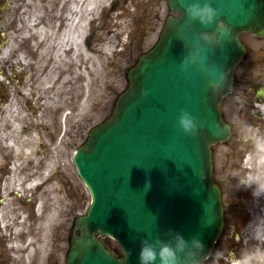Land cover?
I'll list each match as a JSON object with an SVG mask.
<instances>
[{
  "label": "water",
  "instance_id": "water-1",
  "mask_svg": "<svg viewBox=\"0 0 264 264\" xmlns=\"http://www.w3.org/2000/svg\"><path fill=\"white\" fill-rule=\"evenodd\" d=\"M192 2L168 0L178 15L166 17L158 41L129 70V85L111 116L74 153L92 198L87 212L74 220L80 233L72 238L66 264H139L140 240L149 232L182 247L184 264H201L221 230L210 145L230 135L219 104L243 52L238 34L264 32V0H211L222 13L219 19L232 28L223 34L215 23L205 28L188 19L185 7ZM182 62L187 73L179 69ZM225 72L226 80L213 90ZM181 109L205 122L197 135L177 126ZM97 234L114 237L123 255H111ZM177 236L186 243L180 245Z\"/></svg>",
  "mask_w": 264,
  "mask_h": 264
},
{
  "label": "rangeland",
  "instance_id": "rangeland-1",
  "mask_svg": "<svg viewBox=\"0 0 264 264\" xmlns=\"http://www.w3.org/2000/svg\"><path fill=\"white\" fill-rule=\"evenodd\" d=\"M96 1L98 4L92 8L84 22L79 38V45L87 48L90 58L87 61L80 55L75 57L70 79L65 83L61 82L57 94L45 91L42 96L45 103L43 112L40 109L36 111L35 103L33 112L30 110L26 114L29 119L26 118L28 133L25 136L31 142L30 148L42 145V165L47 178L43 192L56 209L51 219L55 221V225L59 223L61 226L63 250L67 247L66 240L74 218L85 214L91 199L87 187L77 174L73 153L86 140L89 130L111 115L118 95L128 86V70L138 55L155 43L165 17L168 14L176 15L168 9L166 0ZM62 2L64 0H23L20 4L23 22L20 25L17 23L19 29L27 28L31 36L37 41L41 40V34L38 33L40 12L41 19H52L55 12L60 10ZM149 6L155 8V11L149 12ZM4 16L0 31H5V35L0 40L5 42L9 38V32L4 26L10 18L9 13L5 12ZM46 33L43 36H47ZM88 33L89 43H86L85 36ZM25 37L23 36V40ZM256 67L262 68L263 65L257 63ZM250 78L251 80L242 82L243 87H239L240 91H237L239 101L234 98L236 87L233 94L222 98V114L229 123L232 134L227 140L212 145V175L221 189L224 223L202 264H235L234 251H237L236 257L240 261L246 258L245 264H252L244 257L246 225L239 219L246 213L247 198L255 187L253 174L248 176L246 169L244 171L243 158L255 144V137L264 129L261 124L264 116L259 113L258 102L256 103V100H262L257 97L256 90L264 86V78L261 72H256ZM0 81L3 84H0V93L4 94L7 82L5 79ZM7 101L6 98L4 103ZM249 102L253 105L248 107ZM11 123V114L7 108L1 111L0 107L1 144L8 143L9 136L6 135L19 132L21 125L12 126ZM250 128L253 129L251 132ZM53 170L55 173L52 178L56 183L48 180ZM30 182L32 188L34 177ZM50 182L56 188L54 192L50 190ZM241 228H244L243 233ZM100 239L113 253H121V248L113 238L105 235ZM263 263L261 257L254 264Z\"/></svg>",
  "mask_w": 264,
  "mask_h": 264
},
{
  "label": "flooded vegetation",
  "instance_id": "flooded-vegetation-1",
  "mask_svg": "<svg viewBox=\"0 0 264 264\" xmlns=\"http://www.w3.org/2000/svg\"><path fill=\"white\" fill-rule=\"evenodd\" d=\"M22 1L0 0V27H2L1 22L4 23L5 12L9 13L10 18L4 26L9 32V38L5 42L0 40V79H5L7 82L6 92L0 93V107L1 111L6 107L9 114L14 117L19 114L25 115L23 121L16 122L17 124L12 126L20 124L16 136L20 139L23 135L27 141L26 118L29 117L26 114L30 110L33 112L35 103H37L36 111L40 109L43 112L45 108L42 97L45 90L38 86V79L44 74L45 67H40L39 63L43 45L35 42V38L28 30L22 31L17 25L23 22L20 12ZM62 7L63 10L67 8V3L63 6L61 4ZM154 9L148 7L149 12ZM241 34L244 52L237 63L240 67L235 66L233 71V84L228 94H233L232 91L239 82L251 80L250 76L255 75L256 72H261L264 78V34L257 35L250 32ZM4 35L5 31H0V39ZM23 36H26L25 41ZM257 63H262L263 67L257 68ZM0 84L3 85L1 81ZM6 98L8 101L4 103ZM40 126L44 127L43 124ZM4 146L0 143V264H65L71 239L66 240L67 247L63 250L61 226L59 223L55 225V221L49 216L54 205L43 192L45 184L40 186L34 183L31 188L30 168L33 164L30 156L22 159L14 148ZM38 149L39 153L35 154L39 157L38 167L40 165L43 167L44 154L41 153L40 145ZM245 225L247 230L253 229L252 226L247 227V223ZM243 229H240L242 233ZM261 247L264 248L262 245ZM244 252V257H247L246 248ZM234 256L236 262L240 261L236 257L237 251H234ZM262 258L264 261V257ZM247 260L248 263L254 264L248 258Z\"/></svg>",
  "mask_w": 264,
  "mask_h": 264
},
{
  "label": "bare ground",
  "instance_id": "bare-ground-1",
  "mask_svg": "<svg viewBox=\"0 0 264 264\" xmlns=\"http://www.w3.org/2000/svg\"><path fill=\"white\" fill-rule=\"evenodd\" d=\"M64 2L67 3L68 7L64 10L62 7V10L55 12V16L52 19H41L42 15L40 12L41 23L38 24V33L41 34L40 37L47 31L49 33H46L47 36H43V39L39 41L33 36L35 42L43 45L40 51L39 63L40 67H45V70L44 74L38 79V86L43 87L45 91H49L52 95L59 92L62 85L61 82L65 83L67 79H70L75 57H79L80 55L87 61L90 58L91 54L88 53L87 48L82 47L81 44L79 45V38L84 28V22L90 15L92 8H95L98 4L96 0H64ZM21 30L28 29L23 27ZM240 84L241 82L236 86L234 93V98L237 101H239V93L237 91L240 89ZM261 99L256 100V103L258 102L257 107L259 113L264 116V96ZM251 104L253 105V103L249 102L247 106L249 107ZM24 118L22 114H19L17 117L11 116V124H17L23 121ZM261 124L264 127V120ZM252 130L250 128L249 132ZM6 136H9V147L14 148L16 154L20 155L22 159L30 156L31 163L33 164V167L30 168L32 172L31 178L34 176L35 184L41 186L44 183L46 185L47 178H45L41 170V165L38 167L39 157L35 155L39 153V149L37 150L36 146H33L31 149V142L29 140L25 141L23 135L20 137V141L15 133ZM37 138L39 139V137ZM243 163L244 171L246 169L247 175L250 176V174H253L255 187L247 198L245 204L246 213L242 214L239 220L244 224L247 223V227H253V229H246V232H244L247 235L245 248L247 258L251 262L257 263L261 257H264V248H260L261 245L264 246V193H261L259 196H254L253 192L264 189V129L255 137V144L252 148L244 154ZM50 181L56 183L54 178ZM49 187L53 192L56 190L55 186L51 185V182ZM55 210V207L51 209L49 214L51 218L55 214ZM245 262L246 258L243 261L235 262V264H245Z\"/></svg>",
  "mask_w": 264,
  "mask_h": 264
},
{
  "label": "clouds",
  "instance_id": "clouds-1",
  "mask_svg": "<svg viewBox=\"0 0 264 264\" xmlns=\"http://www.w3.org/2000/svg\"><path fill=\"white\" fill-rule=\"evenodd\" d=\"M185 13L188 19L191 21H198L203 27H211L216 24L217 31L219 33H228L232 31L230 25H226L224 21H221L219 17L221 12L218 8L213 7L211 0H195V2L188 3L185 7ZM205 39L211 40L213 36L209 33H202ZM195 57H193V62ZM179 69L182 73H187V62H182L179 65ZM227 73L221 74V84H212L213 90L221 87L223 81L226 80ZM141 95L147 97L149 95L148 90H142ZM205 122L198 120L197 117L192 115L191 112L181 109L177 118V126L185 134L189 136H195L198 134L199 129L204 127ZM146 187L148 185L146 184ZM264 193V189L254 191V196H259ZM177 240L180 241V245L186 243L182 237L177 236ZM203 247V245H201ZM182 247H177L173 244L171 239H162L160 236H153L151 232L146 237L140 240V249L138 253L139 264H184V258L178 255V251H182ZM129 253L126 254L125 260Z\"/></svg>",
  "mask_w": 264,
  "mask_h": 264
}]
</instances>
